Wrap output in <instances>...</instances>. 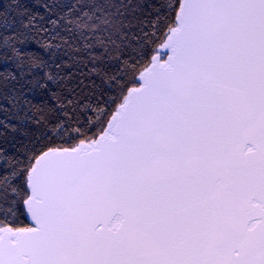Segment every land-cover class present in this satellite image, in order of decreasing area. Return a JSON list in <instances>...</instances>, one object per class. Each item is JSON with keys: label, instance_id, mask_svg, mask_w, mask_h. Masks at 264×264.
I'll use <instances>...</instances> for the list:
<instances>
[{"label": "snow or ice", "instance_id": "6c2138e0", "mask_svg": "<svg viewBox=\"0 0 264 264\" xmlns=\"http://www.w3.org/2000/svg\"><path fill=\"white\" fill-rule=\"evenodd\" d=\"M12 2L0 264H264V0Z\"/></svg>", "mask_w": 264, "mask_h": 264}, {"label": "trees", "instance_id": "16d2710c", "mask_svg": "<svg viewBox=\"0 0 264 264\" xmlns=\"http://www.w3.org/2000/svg\"><path fill=\"white\" fill-rule=\"evenodd\" d=\"M53 2V0H22V3L26 4L29 11H34V12H38L40 15H48L47 13L44 12V10L40 7H38V4L41 3H47V4H51ZM64 3H71L72 0H63ZM0 4H3L7 10H8V15L9 18H15L17 23L20 19V17H18L16 15V9L13 6V2L12 0H0ZM147 11V10H146ZM153 16L155 15V13L152 14ZM52 19H55V17H51ZM141 19L144 20V31L145 32H152L153 30L150 27V20L151 18H145L143 15H141ZM45 27H50V25H48L45 22ZM166 59V57H164ZM27 100L31 101L33 104H38L41 100V96L39 94H37L36 92H28L27 93ZM93 111L96 112L95 116H92L91 114H89L87 116V119L89 120H94L97 119L99 117V111L96 110L95 108V104L92 105ZM19 111V110H17ZM27 111V108L25 107L24 111L20 112V115L23 116L24 112ZM34 115H38L35 110H33L32 112H28V116L32 117ZM16 120H13L12 123H16ZM21 124L23 125L22 130H25L28 135L30 136L32 133H35V136L40 137L42 135L45 134L46 129L44 124H40L39 126H37L35 123H27L26 121H21ZM54 131V130H53ZM13 137H15V142L17 144H19V142H23V143H27V139L25 136H21L19 133H10L9 139L12 140Z\"/></svg>", "mask_w": 264, "mask_h": 264}, {"label": "water", "instance_id": "95a60500", "mask_svg": "<svg viewBox=\"0 0 264 264\" xmlns=\"http://www.w3.org/2000/svg\"><path fill=\"white\" fill-rule=\"evenodd\" d=\"M167 58V57H166Z\"/></svg>", "mask_w": 264, "mask_h": 264}]
</instances>
